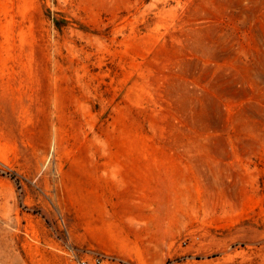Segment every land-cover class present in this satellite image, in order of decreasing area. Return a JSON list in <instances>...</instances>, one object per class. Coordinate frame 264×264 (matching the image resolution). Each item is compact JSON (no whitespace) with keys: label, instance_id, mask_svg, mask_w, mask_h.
Returning <instances> with one entry per match:
<instances>
[{"label":"rangeland","instance_id":"1","mask_svg":"<svg viewBox=\"0 0 264 264\" xmlns=\"http://www.w3.org/2000/svg\"><path fill=\"white\" fill-rule=\"evenodd\" d=\"M264 264V0H0V264Z\"/></svg>","mask_w":264,"mask_h":264},{"label":"built area","instance_id":"2","mask_svg":"<svg viewBox=\"0 0 264 264\" xmlns=\"http://www.w3.org/2000/svg\"><path fill=\"white\" fill-rule=\"evenodd\" d=\"M79 264H89V262L86 261V260H81V261L79 262Z\"/></svg>","mask_w":264,"mask_h":264}]
</instances>
